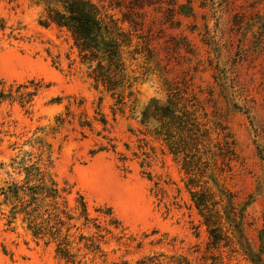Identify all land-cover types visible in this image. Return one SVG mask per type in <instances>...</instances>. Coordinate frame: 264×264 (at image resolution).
I'll return each mask as SVG.
<instances>
[{
    "label": "rangeland",
    "instance_id": "1",
    "mask_svg": "<svg viewBox=\"0 0 264 264\" xmlns=\"http://www.w3.org/2000/svg\"><path fill=\"white\" fill-rule=\"evenodd\" d=\"M104 4L148 50L127 62L137 84L123 104L87 79L65 32L39 25L56 0H0V189L24 182V164L39 162L69 207L81 196L107 231L91 252L79 236H96L94 227L71 222L70 262L56 242L34 240L21 216L8 223L0 195V264H264V0ZM170 89L234 140L236 160L218 181L238 207L249 204L242 238L217 221L222 241L209 244L179 164L151 135L156 124L143 123L149 101L164 103Z\"/></svg>",
    "mask_w": 264,
    "mask_h": 264
},
{
    "label": "trees",
    "instance_id": "2",
    "mask_svg": "<svg viewBox=\"0 0 264 264\" xmlns=\"http://www.w3.org/2000/svg\"><path fill=\"white\" fill-rule=\"evenodd\" d=\"M56 2L58 6L46 7L39 25L53 26L68 35L78 64L95 86L116 96L117 103L130 100L134 96L137 77L129 70L127 62L134 61L138 55L147 57L148 50L133 45L134 27L129 20L118 19L112 13L114 6L104 4V0ZM125 22L129 23L128 30L122 27ZM2 29L3 25H0ZM8 97H12L11 94ZM4 98L7 96L1 93L0 99ZM141 116L143 123L152 121L156 124L151 135L165 145L168 154L179 164L186 178L184 187L207 227L209 244L216 246L222 241L217 221H225L228 230L242 238L245 210L249 204L238 207L233 193L218 181L222 174L230 172L231 163L236 160L235 143L227 128L206 119L199 106L173 89L166 90L164 103L150 100ZM100 123L105 125V120ZM80 127H89V124L82 122ZM40 165L39 162L24 164V182H12L0 189L4 203L11 206L8 223L21 216V223L34 240L56 242L59 256L74 262L75 254L70 252L68 241L70 231L75 227L71 222L82 219V226L87 228L92 224L96 235H80L83 248L98 251L101 233L107 231L93 223L95 219L89 217L81 196L70 208L63 196L65 190L59 189ZM114 221L110 219L109 224H115ZM258 239L264 246V223ZM250 254L251 259L257 257V254ZM258 261H261L259 256Z\"/></svg>",
    "mask_w": 264,
    "mask_h": 264
}]
</instances>
